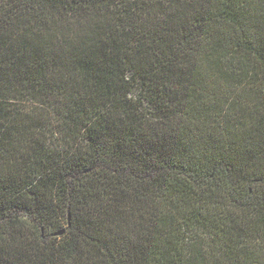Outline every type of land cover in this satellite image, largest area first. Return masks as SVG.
<instances>
[{
	"label": "trees",
	"instance_id": "1",
	"mask_svg": "<svg viewBox=\"0 0 264 264\" xmlns=\"http://www.w3.org/2000/svg\"><path fill=\"white\" fill-rule=\"evenodd\" d=\"M0 264H264V0H0Z\"/></svg>",
	"mask_w": 264,
	"mask_h": 264
},
{
	"label": "water",
	"instance_id": "2",
	"mask_svg": "<svg viewBox=\"0 0 264 264\" xmlns=\"http://www.w3.org/2000/svg\"><path fill=\"white\" fill-rule=\"evenodd\" d=\"M57 234H62V231H61V232H59V233H57Z\"/></svg>",
	"mask_w": 264,
	"mask_h": 264
}]
</instances>
